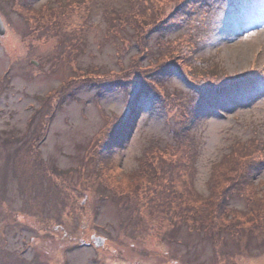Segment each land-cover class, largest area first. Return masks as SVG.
Here are the masks:
<instances>
[{
  "label": "rangeland",
  "instance_id": "obj_1",
  "mask_svg": "<svg viewBox=\"0 0 264 264\" xmlns=\"http://www.w3.org/2000/svg\"><path fill=\"white\" fill-rule=\"evenodd\" d=\"M15 1L0 0V12L9 27V33L5 37L0 36V76L5 73L8 63L13 65L0 98V196L6 198V208L19 210L25 207L28 214L8 212L0 218V264H264V170L255 180L260 205L263 204L261 213H257L258 200L249 208L245 194L236 196L230 201L231 208L235 210L228 219H222V225L230 226L219 233V254L212 244L218 224L213 225V219L228 212L221 201L233 190L232 184H239L243 178L237 176L241 172L238 162H221L220 159L235 140L258 137L264 143V0H211L213 10L210 14H193L195 22L187 30L191 29L200 36L192 51L203 60L199 71L204 73L206 86L210 87L200 90L202 93L196 96L197 88L177 68L164 83L171 100L169 107L164 106L160 97L154 98L153 95L138 99L141 111L135 115L137 126L133 137L127 139L125 148L117 150L113 156L119 167L118 171L112 169L113 181L109 186L112 185L122 196L110 189L91 190L92 180L94 183L97 180L91 178L94 174L90 164L82 167L83 158L92 141L90 139L105 125L98 110L99 104L109 113L125 114L126 117L130 112V100L137 98V86L145 80L144 77L136 75L137 84L131 88L130 95L118 92V89L105 88L100 99H96V89L84 86L76 91L80 99L66 100L51 123L40 153L50 166H58L64 171L68 169L67 173H71L81 191L84 190L91 198L85 206L77 200V207L69 204L59 209L46 195L42 200L39 196L38 214L36 211L32 213L27 197L22 195L24 186L21 184L29 176L28 170L20 176L22 171L17 162L13 165L12 160H4L5 154L10 152V156L17 157L20 167L29 164L25 159L28 157L30 161L32 154L26 155V149L21 150L26 143L12 150L31 131L33 123L29 118L41 104L42 95L69 74L74 82L81 77H72L74 72L70 66L54 60L51 53L56 39L53 35H48L47 40L40 38L39 50L31 52L35 54L32 57L41 53L50 61L44 67H32L28 58L31 53L26 51L21 41L29 30L26 31V25L12 10ZM46 1L37 0V3ZM52 1V4L61 2ZM65 1L76 5L64 15L70 29H85V43L78 57L80 67L96 64L107 71L120 69L118 61L122 59L124 67L136 74L139 64L134 56L141 54L137 45L140 38L133 30H122L130 43L126 49L119 50V41L122 40L108 30L107 18L103 16L105 7L124 8V0ZM177 2L166 0L165 10L175 8ZM182 32V27L171 31L168 41H174ZM151 44L153 47L157 45L155 40ZM15 55L18 56L14 58ZM152 57L149 54L144 62H150ZM194 59L197 62V58ZM255 68L262 71L256 73ZM215 84H218L219 91L214 89ZM182 117L188 118L180 123ZM184 124L192 130L200 146L197 166L193 168L194 176L197 170V178L193 181H166L159 185L175 190L171 195L180 199L168 198L160 188H148L147 196L158 194L157 199L164 206L161 213L142 203L144 195L130 194L134 187L130 171L137 167L136 157L143 154L149 145H164L171 139L170 132L182 129ZM13 135L15 140L10 142ZM32 142L36 143V140ZM97 143L95 141L94 145ZM92 153L93 162L98 167L101 163H112L113 151L103 144ZM47 172L39 163L37 177L47 178ZM165 172L170 175L172 171L166 167ZM50 174L55 181L64 179L69 182L63 175ZM157 184L158 181L153 183ZM192 186L204 195L193 192L188 198L181 196V190L187 187L192 192ZM32 193L38 194L34 190ZM213 206H217L219 215L211 213ZM79 211L82 213L77 214ZM59 224L69 233L55 232L54 227ZM94 234L106 238V248L98 250L90 243ZM241 238L243 241L238 244ZM84 240L90 244L81 245ZM222 242L224 250L221 252ZM244 251L248 254L245 255ZM114 253L122 256L115 257Z\"/></svg>",
  "mask_w": 264,
  "mask_h": 264
},
{
  "label": "trees",
  "instance_id": "obj_2",
  "mask_svg": "<svg viewBox=\"0 0 264 264\" xmlns=\"http://www.w3.org/2000/svg\"><path fill=\"white\" fill-rule=\"evenodd\" d=\"M154 0H127L128 2V7L123 10H113V14H109L108 20H112L113 18L119 19L120 21H124V20H129L131 19V14L135 13V12H141L143 13L144 10L142 11H138V10H134L135 8L139 7L140 5L143 6H147L149 5V8H152V3ZM24 5H32V0H25V2H23ZM17 5H20L19 3H17ZM68 5L66 2H61L60 4L51 6V7H46L45 10H41L38 13V16L34 19L33 21V26L35 27V32L37 35H52V34H57L58 32L62 31L65 28V25L67 24L65 22V18L64 15L68 12L67 6ZM26 10L28 11V8L26 7ZM74 42L72 41H68L63 43V45L69 49L73 45ZM66 89V86H63L62 88H60L59 90H56L52 93L51 98L54 99L55 102L58 101V98L61 96V94L64 92V90ZM49 104V103H48ZM243 147V146H242ZM107 149H112V146H108ZM243 148L239 147V146H234L232 149V156H234L232 159H229L228 156H225L224 161H234V162H238L239 164H241L243 161H245V159L247 158V156L251 153V151H249L248 153H242L240 152V150H242ZM251 150H253L257 155L260 153L259 149L257 148L256 144H252L251 146ZM240 152V154L238 155V157H235L236 154ZM248 154V155H247ZM230 157V156H229ZM40 160V159H39ZM191 160L192 166L186 170H181V168H177L175 169V167L177 165H181V163L183 164L186 161ZM194 160H195V156L192 159L191 154L187 153L186 155H181L178 159L179 162L175 161V160H162L159 164H154L152 160H149V158L147 156L143 157L140 161V167L131 172L130 175V179L133 180V184L134 187L131 188V190L129 191L130 194L133 195H138L137 193L141 195H144L145 198L141 199L142 203L145 206H148L150 208H153L159 212H161V210L164 209V206L162 205V203H160L158 201V194L154 193L150 196H147V189L150 188L152 186V188L154 189H158L160 188L161 192L166 194V196L168 198H174L171 194L173 192H175V190H170V189H166V188H162L159 187V185H162L163 183L165 184L166 181L168 182H175V181H185L187 180L189 174H193V164H194ZM29 162V161H28ZM95 163V162H94ZM45 169H47L45 163L43 162L41 164ZM95 166H97V164H95ZM168 167L172 172L170 173V175L168 173L165 172V168ZM181 167V166H180ZM112 164H107V165H103L102 163L100 164L99 168L97 171H94L92 174H94V176H92L91 178L96 179V183H94V180H92V188L91 190H97L100 189L101 186H108V183H112L113 181V175L112 174ZM38 170V169H37ZM175 173H177V176H174ZM172 177V179H170ZM158 181L157 185H153L154 182ZM191 181V180H190ZM243 181H244V185L247 187V185H249L248 188H244L243 187ZM27 185L29 186V190L32 193L33 189L35 187H39V184L41 182V179H39L37 177V171H31V173L29 174V176L27 177ZM47 188H48V193L46 195L47 198H49L51 200V202L53 203V205L56 208L60 207H64L66 205L69 206L72 205L74 207H77V205L75 204L77 202V200H81V195H84L85 192L84 190L81 191V189L79 188V186H70L69 188H65L63 183H60V181H47ZM137 182V184H136ZM251 177H248L245 180H241L240 184L237 186V188L230 193V195L238 190H241L242 192L249 194L248 195V199L250 200H261L260 199V195L259 192H257L254 188V182L252 181L251 183ZM152 183V184H151ZM151 184V185H150ZM236 186V184H232V189ZM111 188L114 189V187L111 185ZM116 187V185H115ZM109 188V187H108ZM87 190V189H86ZM115 191V189H114ZM193 192H195L193 190ZM66 193V194H65ZM68 193L70 195H68ZM58 194H60L58 196ZM191 193V190H188L187 187H185L183 190H181V196H185V197H189ZM34 199H38L39 196L41 197V200L43 199V197L45 195H38V194H32ZM36 195V196H35ZM62 195H67L62 197ZM75 197L76 199H72V197ZM255 197H259V198H255ZM61 198L63 200H61ZM179 198H174V199H180ZM224 200V198H223ZM218 201V200H217ZM205 202V201H204ZM222 205L224 204V201H221ZM79 206V205H78ZM189 205H186V207H188ZM193 208V207H192ZM192 208H187L188 211L192 210ZM257 208H259L258 204H257ZM227 209V208H225ZM167 210H169V207L167 208ZM82 213L81 211H79L77 214ZM162 213V212H161ZM211 213H216L217 215H219V211L217 210V206H213ZM229 214H231V211L229 210V213L227 212L225 215L223 216H218L216 218L217 222H218V227L222 228V221L224 220L223 218L228 219L229 218ZM223 219V220H222ZM172 220V219H170ZM214 220V219H213ZM230 223V222H229Z\"/></svg>",
  "mask_w": 264,
  "mask_h": 264
},
{
  "label": "water",
  "instance_id": "obj_3",
  "mask_svg": "<svg viewBox=\"0 0 264 264\" xmlns=\"http://www.w3.org/2000/svg\"><path fill=\"white\" fill-rule=\"evenodd\" d=\"M5 32V27H4V24H3V21L0 17V33L3 34ZM102 241L99 240L98 243H101Z\"/></svg>",
  "mask_w": 264,
  "mask_h": 264
}]
</instances>
